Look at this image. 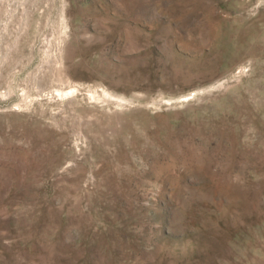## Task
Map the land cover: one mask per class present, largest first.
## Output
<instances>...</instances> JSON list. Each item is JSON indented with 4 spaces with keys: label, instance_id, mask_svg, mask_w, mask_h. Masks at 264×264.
I'll return each mask as SVG.
<instances>
[{
    "label": "rangeland",
    "instance_id": "1",
    "mask_svg": "<svg viewBox=\"0 0 264 264\" xmlns=\"http://www.w3.org/2000/svg\"><path fill=\"white\" fill-rule=\"evenodd\" d=\"M0 264H264V0H0Z\"/></svg>",
    "mask_w": 264,
    "mask_h": 264
}]
</instances>
